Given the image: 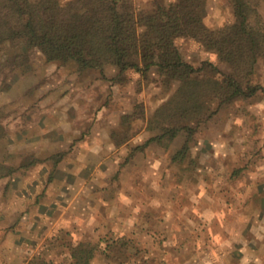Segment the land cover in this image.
I'll use <instances>...</instances> for the list:
<instances>
[{
    "label": "rangeland",
    "instance_id": "1",
    "mask_svg": "<svg viewBox=\"0 0 264 264\" xmlns=\"http://www.w3.org/2000/svg\"><path fill=\"white\" fill-rule=\"evenodd\" d=\"M124 1L136 13L182 1L212 28L235 19L231 0ZM177 44L195 66L235 70L194 37ZM251 77L254 95L212 93L200 120L184 121L170 111L181 81L157 66L82 69L4 42L0 263L70 264L83 241L96 245L91 264H264V58ZM177 122L191 131L163 135Z\"/></svg>",
    "mask_w": 264,
    "mask_h": 264
},
{
    "label": "trees",
    "instance_id": "2",
    "mask_svg": "<svg viewBox=\"0 0 264 264\" xmlns=\"http://www.w3.org/2000/svg\"><path fill=\"white\" fill-rule=\"evenodd\" d=\"M262 1L231 0L234 21L212 28L201 10L182 1L158 2L152 10L136 13L121 0H0V52L4 42L21 39L38 47L47 59L74 60L82 69L108 63L120 71L157 66L167 77L181 81L170 111L184 121H199L206 96L214 94L228 102L261 88L251 83V76L264 58ZM182 36L214 49L220 59L232 63L234 72H222L209 61L199 66L187 61L177 44ZM207 68H215L221 78L203 80L200 74ZM184 128L191 131L192 126L177 122L163 135L175 137ZM2 132L0 125V136ZM188 146L187 140L179 153L184 155ZM95 253V244L81 241L71 251L70 264H91ZM28 264L55 263L38 256Z\"/></svg>",
    "mask_w": 264,
    "mask_h": 264
},
{
    "label": "crops",
    "instance_id": "3",
    "mask_svg": "<svg viewBox=\"0 0 264 264\" xmlns=\"http://www.w3.org/2000/svg\"><path fill=\"white\" fill-rule=\"evenodd\" d=\"M0 264H3V263H0Z\"/></svg>",
    "mask_w": 264,
    "mask_h": 264
}]
</instances>
